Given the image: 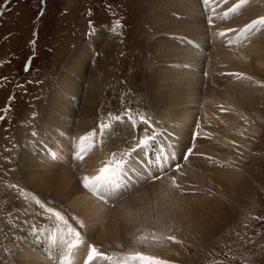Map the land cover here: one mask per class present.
I'll return each mask as SVG.
<instances>
[{"label": "bare ground", "instance_id": "1", "mask_svg": "<svg viewBox=\"0 0 264 264\" xmlns=\"http://www.w3.org/2000/svg\"><path fill=\"white\" fill-rule=\"evenodd\" d=\"M238 2L239 0H228V3L225 4L224 0H218V3L217 0H211V3L206 5L203 0H155L148 6L149 24L152 25L145 34L147 40H154V38L156 39V37L165 33L173 35L166 39H156L154 45L155 59L166 63L174 62V69L180 68L178 66L179 62H184V67L187 66L192 70L198 68V63L203 57L199 49L206 44L210 46L208 38L212 40V43H216L215 49L209 55L211 60L206 64L208 70L206 80L199 75V72H191L181 68L185 72L174 74L172 73L174 69L168 72L161 67L156 77L160 82V90L162 94H165V98L161 103L159 115L155 114L156 116L150 117L151 123L149 125L153 126L155 131H151V128H139L135 132L121 122L122 131L120 135L123 136L122 139L118 136L110 137L106 145L100 147L101 138L99 135L101 132H98L99 124L91 125L88 122V119L93 118L94 115V106L92 105L94 94L92 96L87 95L83 103H80L81 106L78 104L79 93L75 94L83 81L82 77L89 76L86 70L87 57L93 50L96 52L99 48L101 41L99 33L95 37L92 35V40L86 47L80 48L75 57L69 58L71 61L69 60L68 65L66 64L65 72L62 73L58 86L56 88L52 86L49 89L46 105L38 111L39 116L36 125L34 127L32 125V131L27 134L29 142L25 146L26 154L21 155L23 158H19L14 168H16L15 173L21 179V191L24 196L26 195L34 203L35 207L32 212L38 216L35 215L36 219L33 218V221H37L39 218L40 224H42V221L46 224V220H48L47 213L43 214L37 210V199L45 204L49 201L50 204H53V199H59L63 201L62 203L65 202L68 207L74 209L73 215L76 219L70 216V224L71 227L81 233L83 244L79 248L69 251L68 244L72 237L68 234L67 229L54 228V226L48 227L50 226L48 225L41 231V238L36 235L28 240L26 236L23 240L17 242V245L21 248L17 252H14L15 247L12 249V264H53V261H56V264H65L66 261H71L72 264H84L87 258L86 253L90 250L89 246L97 247L98 245L103 247V249L98 250L107 254L113 260H123V258L128 257L127 252L119 253L117 251L126 248L129 249L127 251L132 249L145 257L152 258L143 262L137 261L136 264H147L146 261L150 262L156 259L168 261V264H178L182 261V255L178 254V251L182 250L183 252L184 242L186 241H184L185 233L191 235L189 237L191 240L192 236L197 239L201 234L212 233L222 228L229 211L233 213L240 212L243 205L239 202V190L237 188L239 187V181L245 176L246 172L240 165H235L232 161L233 157L231 156L236 155V152L231 149L235 138H237V134L233 131L238 126L240 127V121L243 122L244 108L247 105L256 103L257 99L260 100L264 92V87L260 86L262 83L256 77L258 73L264 75V30L257 29L253 31L246 38L241 39L242 42L238 47L237 45L236 47H228V40H232L233 35L231 34L230 38L220 35L223 30L217 29L215 25L219 24V18H222L221 24L226 28L224 31L231 27L238 28L235 34L240 37L239 30L261 16L257 15V10H259L257 5L260 6L263 0H247L245 5L237 12H229V15L225 17V11H228ZM221 15L222 17H220ZM225 18L233 19L234 26L229 27V19ZM188 35H192V37ZM176 36H184L187 40L190 39V42L196 43L197 51L192 50V48H189V53L185 49L184 51L177 46ZM222 44H224L223 50L217 49ZM232 54L237 56L240 65L239 72H236L251 79H239L238 77L235 80L232 78L234 76L225 75L223 83L229 82L227 86H230L221 90L222 80L219 76H223L222 73L231 72V69L225 63H228L227 60ZM214 58L216 59L214 60ZM158 63L160 62L156 61L154 64ZM218 71L220 75H217ZM252 73L255 74V79L252 78ZM90 77L92 79V75ZM208 82L209 86L205 88L206 97H204L208 106L202 110V118L208 116L209 120L203 121V124H206L203 126L197 120L193 106L198 104L197 100L201 99L203 85ZM219 96L226 99L225 103L218 100ZM229 104L235 106L239 112L235 113L236 111L230 108L231 112L224 113ZM223 113L225 116H223ZM75 121L79 122L78 126H75ZM157 121L166 124L165 131L168 134L176 132L168 145L159 148V151L156 152L158 154L164 148L172 150L176 147L175 143L180 141V137L177 136L179 132L182 136L196 133V136L200 138L203 135H206L204 138H211L207 141L204 139L203 145H201L202 150H200V147L193 149V154L197 153L198 156L203 155L204 157L198 158L197 167L192 166L194 168L193 172L190 170L191 166L190 168H184V173L188 179L185 180L186 177H181L184 181L192 183L197 192H199L198 188L202 190V193H199L201 197L202 195L206 197L218 193L217 197L219 198H211L209 203L207 202L208 205H205L204 200L200 199L201 207H197L196 203L199 198L181 195L177 190H174V187V189H169L168 186L171 184V180L166 176V180L164 178L159 179L160 182L164 180L165 185L150 184L132 199L113 206L111 218L105 220L109 209L93 196L88 197L89 193L87 194L81 186L79 177L97 174L98 169L104 166V162L110 159L111 153L115 150V152H128L130 157H125V166L116 177L111 193L115 197L117 195L122 197L120 195L123 191L121 186L127 184V190H132L133 184L139 183L141 185L146 175L150 177L154 173L149 172L146 167L141 165L143 163L141 152L143 150L150 151L149 146L154 136L156 143L158 140L160 145L168 140V137L161 133L163 127L158 125ZM25 124L21 125L22 131L25 129ZM140 127H142V123ZM225 128L226 131H224ZM93 130L97 133V147L88 152L83 161H77L76 153L80 148V138ZM146 137L150 139V143H136L137 140H143ZM198 143H201V140ZM61 147L65 152L60 151L59 148ZM71 147L75 152L74 166L72 165L71 168H61L59 166L55 168L54 161L57 160V156L61 155V159L64 161V156L68 158L69 151L72 152ZM133 152L135 153L132 154ZM208 157H212V160H209ZM145 159H148L146 155ZM174 160L178 161L177 156L171 161L166 160V164ZM166 164L165 168L167 167ZM150 167L148 166V168ZM198 167L203 168L200 170L203 174L211 168L215 173L217 169L219 176L213 174V178L209 177L211 180H206L199 177L201 174L198 176ZM237 167L243 170L239 174L240 176L235 175L236 172L241 171ZM144 170L147 171L146 175ZM24 171L27 173H24ZM175 178L177 177L175 176ZM220 178L222 183H220ZM215 182H218V184L212 186L211 184H215ZM116 190L118 191L116 192ZM222 195L223 197H221ZM29 199L27 202L30 206L32 203ZM62 203L55 202L54 204L57 205V208H63ZM39 209L42 208L39 207ZM67 213V211L64 212V214ZM104 220L105 223L106 221L108 223L100 226ZM80 222L83 223V227H80ZM32 225L30 223L29 227ZM61 229L63 230L62 233ZM86 229L87 231L84 233L83 231ZM94 234H96V238H94ZM168 236H175L182 243H175L167 239ZM189 238L187 239L188 243L191 241ZM32 244H34V247H30ZM38 245H43L45 252L37 248ZM45 253H47V256H45ZM92 264H110V261L96 258L92 261Z\"/></svg>", "mask_w": 264, "mask_h": 264}, {"label": "rangeland", "instance_id": "2", "mask_svg": "<svg viewBox=\"0 0 264 264\" xmlns=\"http://www.w3.org/2000/svg\"><path fill=\"white\" fill-rule=\"evenodd\" d=\"M153 1L155 0H0V264H12L11 251L14 247V252L21 248L17 242L23 240L24 237L27 236L28 240L36 235L40 237L41 231L48 225H50L48 227L67 229L50 213L45 212L44 209H39V205L37 210L43 214L47 213L48 220H46V224L43 221L40 224L39 218L37 221H33V218L36 219L38 216L32 212L35 207L34 203L21 191V179L15 173L16 168L14 167L19 158H23L21 155L26 154L25 146L29 142L27 134L36 125L39 116L38 111L46 105L49 89L52 86L53 88L58 86L59 79L65 72V66L68 65L69 60L71 61L69 58L75 57L80 48L86 47L93 36H97L98 33L101 36L99 48L96 52L93 50L88 55L86 70L89 76L82 77L83 81L75 94L79 93V106L87 95L92 96L94 94V100H92L94 115L93 118L88 119L91 125L101 122L112 124L111 129L108 130L109 134L103 138V143H99L100 147L106 145L110 137L118 136L122 139L123 136L120 135L122 131L121 122L135 132L139 128H151V131H155L153 126L149 125L151 123L150 117L156 116L155 114L159 115L161 103L165 98L156 76L161 67L170 72L169 70L174 69L175 64L154 58L156 39H166L172 37V34L165 33L156 39L154 38V40H147L145 37L152 25L149 24L148 6ZM257 7H259L257 15L264 16V0ZM202 17L204 18V16ZM219 19V24H215L217 29L226 32L227 30L224 31L226 28L221 24L222 18ZM225 19H229V27L234 26L233 19ZM235 33L230 32L226 35V38H230L231 34L233 35L232 40L230 39L232 41L231 47H236V45L238 47L242 42ZM188 36L192 37V35ZM208 41H210V46L206 44L199 49L203 57L198 63V68L191 70L187 66L184 67V62H179L180 68L174 69L172 73L181 74L185 72L181 68H185L191 72H199V75L206 80L208 78L206 64L211 60L209 55L216 45V43L211 42L210 38ZM176 44L188 53L190 52L189 48L197 51L196 43L190 42V39L187 40L184 36L177 37ZM228 47L231 48L229 45ZM222 48H224V44L220 48L217 47L219 50H223ZM233 55L235 54L229 56L228 63L226 62L225 65L231 69V72L237 73L236 71L239 72L240 70V65L237 56ZM155 60L160 63L154 64L156 63ZM90 75H92V79ZM217 75H220L219 71ZM222 75L219 76L222 80L220 88L224 90L230 85L227 86L229 82L223 83L225 74L222 73ZM251 75L254 78L255 74L252 73ZM262 75L258 73L256 77L260 83L264 84V75ZM232 78L238 79L235 76ZM208 84L209 82L203 85L201 99L197 100L198 104L193 106L196 111V118L202 124L203 121L209 120L208 116L202 118V110L208 106L204 98L206 97L205 88L209 86ZM218 100L224 103L226 101L220 96ZM230 108L236 111L235 113L239 112L235 106L229 104L224 113L231 112ZM129 109L135 118V126L126 117L120 122L114 119L110 120V117L124 116ZM224 113L223 116H225ZM242 116L243 122L240 121V127L238 126L233 131L237 134V138H235L231 150L235 151L236 155L231 157H233V164L240 165L246 172L239 181L237 188L239 190V202L243 206L239 213L229 211L226 222L222 228L215 232L208 234L206 232L197 239L192 236V240L189 238L191 235L185 233L184 241H186L183 252L182 250L178 251V254L182 255V261L178 264H264V92L260 100L257 99L256 103L244 108ZM75 122V126H78L79 122ZM160 122L162 121H157V124L163 127L161 133L168 137V140L163 141L164 143L160 145L158 140L156 143L154 136L151 143L149 142L150 151L143 150L144 153L141 152L143 159L141 165L146 167L149 172L154 173L149 177L146 175L147 171L144 170L146 178L141 182V185L139 183L133 184V191L127 190V184L121 186L123 191L120 195L122 198L119 202L114 203V206L132 199L150 184L165 185L164 180L167 178L171 180L175 176L177 177L175 178L176 182L181 185L183 191L175 187L174 189L171 184L168 188H173L184 196L198 197L197 207H201L200 199L204 200L205 205H208L211 198L218 199V193L217 195L215 193V195L206 197L202 195L201 197L199 193L201 194L202 190L198 188L199 192H197L192 183L183 180L186 175H180L174 170L177 164L181 165V172L183 173L185 167L190 168L191 166L190 170H194L192 166L197 167L198 158L204 156H198L196 153L188 157L187 162H184L185 153L189 149L193 152V149L198 147L202 150L201 145H203L204 139L207 141L211 138H204L206 135L200 138L196 136V133L182 136L179 132L177 136L180 137V141L175 143L176 147L172 150L164 148L158 154L156 152L159 151V148L168 145L173 139V134L176 135V132L168 134L165 131L166 124L163 122L160 124ZM24 123H26L25 129L22 131L21 125ZM141 123L142 127H140ZM137 126L138 129L136 130ZM98 132H100L99 126ZM99 137L101 138V134ZM200 140L201 143H198ZM59 149L65 152L62 147ZM71 149L72 152L69 151V157L64 156V161H62L61 155L57 156V160L54 161L55 168L58 166L71 168L75 163V152L73 147ZM145 155L148 159H145ZM176 156L178 161L174 160L166 164V160L171 161ZM129 157L130 155L127 156V158ZM238 159L240 160L238 161ZM148 166L151 167L148 168ZM163 168L165 169L162 170ZM170 168L173 170L168 171ZM198 168V176L201 174L199 177L206 180H211L214 175L219 176L217 169L215 173L211 168L203 174L200 171L203 168ZM242 169L235 175L240 176ZM166 172L167 174H165ZM24 173L27 172L24 171ZM205 174L206 176H204ZM157 176L164 178V180L160 182L159 179H155ZM166 176L167 178H165ZM186 179L188 178L186 177ZM219 180L221 181V178ZM216 184L218 182L211 185L216 186ZM26 185L28 186L27 181ZM205 188L208 189V187ZM223 189L226 190L225 187ZM90 196L88 194V197ZM112 197L115 196L111 193L110 205L113 204ZM27 198L32 203L30 206ZM53 202L62 203L63 201L53 199ZM99 202L104 204L101 200ZM54 203L50 204L49 201L46 206L60 211L68 219L71 226L69 217H74V209L68 207L65 202L62 203L63 208H57ZM106 207L109 212L105 220H109L112 216L113 206ZM65 211L68 213L64 214ZM105 220L100 226L108 223V221L105 223ZM30 223L33 224L31 227H29ZM86 231L87 229L83 232L86 233ZM94 238H96V234H94ZM188 238L191 240L190 243L187 242ZM131 245L134 247L132 243ZM30 247H34V244ZM37 248L45 252L43 245H38ZM96 248L103 249L100 245ZM127 250L129 249L123 248L117 251L119 253L127 252L128 256L137 253L132 249ZM153 261L146 262L153 264ZM53 264H56V261H53Z\"/></svg>", "mask_w": 264, "mask_h": 264}, {"label": "snow or ice", "instance_id": "3", "mask_svg": "<svg viewBox=\"0 0 264 264\" xmlns=\"http://www.w3.org/2000/svg\"><path fill=\"white\" fill-rule=\"evenodd\" d=\"M225 4L228 3V0H224ZM247 0H239L238 3L234 4L228 11H225L224 16L227 17L229 15V12L235 13L237 10H239L241 7L245 5ZM204 4H210L211 0H203ZM218 3V0H217ZM260 29L264 30V16L259 17L258 19L252 20L250 23L246 24L242 29L239 30L240 32V39L246 38L250 33L253 31ZM237 29L235 28H229L226 32L220 33L221 36H226L230 32H236ZM232 41H228V45L231 46ZM225 75L229 76H236L240 78L245 79H251L250 77H243V74L241 73H225ZM261 87H264V84L260 85ZM127 118L129 122L135 126V118L133 117L131 113V109L127 110L124 114V116L117 115L115 117H110V120L114 119L117 122L123 121ZM112 124L111 123H105L101 122L99 124V129L101 132V140L100 143H103V138L105 135H108V130L111 129ZM96 135L97 133L93 130L89 134L82 136L80 138V148L79 151L76 153V159L79 161H83L85 158V155L90 152L92 149L97 147V141H96ZM150 142L149 138H144L143 140H138L137 144H147ZM130 153L128 152H113L111 153V158L106 160L104 162V166L100 167L98 169L97 174L95 175H83L79 177L80 184L83 187V189L86 190L87 193H89L91 196L95 197L98 200L103 201L105 206L112 207L114 206V203L119 202V200L122 197H112L113 204H109V199L111 197V190L115 185L116 177L121 173L125 166V157L129 156ZM193 152L191 149H189L183 159L186 161L188 157L192 156ZM209 160H212V157H208ZM215 163V161H213ZM223 167V165H221ZM173 169H168V171H172ZM174 170L177 173H180V175H185V173L181 172V165L177 164L174 168ZM167 174V172L165 173ZM155 179H161L160 176L155 177ZM171 186L177 188L178 190L183 191L181 188V185L176 182L175 178H171ZM36 203L39 205L40 208L44 209L45 212L50 213L52 217H55V219L67 228L68 234L72 237L71 241L68 244V249L71 251L72 249L79 248L83 244V240L81 237V233L77 231L75 228L71 227L69 225L68 219L65 218L63 214H61L60 211L56 210L53 207L46 206L45 203L41 202L39 199L36 200ZM73 219H76L75 217ZM83 223L80 222V227H83ZM61 233L63 230H60ZM167 239L175 242V243H182L180 240H177L175 236H168ZM90 250L86 253V260L84 261V264H92V261L96 258H103L105 260H109L110 264H136L137 261L143 262L145 260H151L150 257H145L141 253L137 252L134 255L128 256L121 259H111L107 256V254L100 252L95 246H89ZM65 264H72L71 261H66ZM153 264H168V261H161V260H155L153 261Z\"/></svg>", "mask_w": 264, "mask_h": 264}]
</instances>
